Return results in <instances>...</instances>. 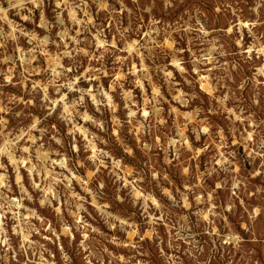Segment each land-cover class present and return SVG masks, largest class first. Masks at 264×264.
<instances>
[{
	"label": "rangeland",
	"instance_id": "rangeland-1",
	"mask_svg": "<svg viewBox=\"0 0 264 264\" xmlns=\"http://www.w3.org/2000/svg\"><path fill=\"white\" fill-rule=\"evenodd\" d=\"M0 264H264V0H0Z\"/></svg>",
	"mask_w": 264,
	"mask_h": 264
}]
</instances>
